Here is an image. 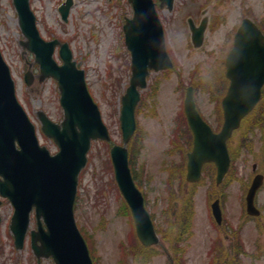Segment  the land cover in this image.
Returning a JSON list of instances; mask_svg holds the SVG:
<instances>
[{
  "label": "rangeland",
  "instance_id": "1",
  "mask_svg": "<svg viewBox=\"0 0 264 264\" xmlns=\"http://www.w3.org/2000/svg\"><path fill=\"white\" fill-rule=\"evenodd\" d=\"M63 1L31 0V4L43 36L67 41L74 58L82 62L89 89L102 109L113 142L122 144L117 104L131 77L123 24L126 17L132 16L133 8L128 0H74L69 19L65 21L59 11ZM156 1L169 46L178 60V69L167 74L152 73L149 82L153 83L142 91V99L146 98L137 111L133 169L146 195L149 210L171 240L163 234L162 245L148 252L141 248L134 236L132 217L124 211V198L114 180L109 162L110 147L101 141L92 146L88 164L81 174L75 205L77 223L89 236L99 264H170L167 250L178 253L174 264H264V214L258 220L254 216L247 220L238 200L250 182L254 162L264 172V140L261 139L264 133L259 130L248 132L252 118L237 132L230 143L237 157L228 183L220 185L222 190L212 187L214 173L211 171L206 173L203 184L190 187L181 173V150L172 144L176 120L183 112L184 93L192 84L191 80H199L203 88L209 87L210 90L197 91L196 100L202 113L216 122L220 97L211 87L219 91L221 60L231 47L242 18L251 15L264 21V0H219L216 11L223 17L208 31L207 41L199 50L190 46L186 19L197 14L206 1L175 0L173 9L161 8ZM22 40L25 36L13 0H0V48L11 67L18 96L37 125L41 143L56 152L58 147L54 140L41 131L37 113L44 110L52 119L61 121L63 108L58 84L52 78L39 81L35 55L23 47ZM55 57L60 61L58 52ZM28 69L36 75L31 85L24 80ZM157 81L159 85H155L157 90H154L152 86ZM152 89L154 94L149 97ZM262 117L257 115L255 120ZM171 168L177 175L172 198L168 189ZM212 192L214 198L219 192L224 197V231L211 217L209 195ZM257 199L264 209V188ZM11 212V206H5L2 211L0 264H54L52 258H42L38 262L30 246V236H27L24 249L15 248L9 227ZM31 227H36L34 215ZM227 227L232 232L234 228L241 229L239 249L233 248L232 233L226 230ZM219 236L222 239H218ZM176 248L181 251L177 252ZM215 252L218 258L212 263Z\"/></svg>",
  "mask_w": 264,
  "mask_h": 264
},
{
  "label": "water",
  "instance_id": "2",
  "mask_svg": "<svg viewBox=\"0 0 264 264\" xmlns=\"http://www.w3.org/2000/svg\"><path fill=\"white\" fill-rule=\"evenodd\" d=\"M134 17L125 24L126 40L132 50L131 84L122 98L121 121L124 146L115 145L111 152L118 185L127 199L137 234L146 245L159 241L153 220L147 210L141 191L137 188L128 161L127 143L136 128L135 108L140 99L138 87L146 85L148 68H166L171 64L165 49L164 30L154 0H130ZM20 25L27 40L24 46L36 53L41 65V79L53 75L59 81L61 103L65 114L61 123L54 122L39 112L44 132L55 138L61 151L51 155L41 146L35 125L19 103L10 68L0 51V190L15 205L11 228L18 248H22L30 226L31 211L35 209L38 229L31 230L32 245L40 261L53 256L56 264H93L86 241L75 216L74 202L77 176L87 161L92 139H110L98 105L94 102L85 80L84 69L72 61L67 43L61 45L64 64L53 58L58 40L45 41L37 28L36 17L29 0H14ZM174 0H161L163 7H173ZM73 1L61 9L68 18ZM205 25L194 28V42L201 45ZM227 75L231 79L228 94L223 100L225 123L214 133L196 109L192 88H188L185 112L195 134V145L189 153L187 178L198 180L205 161L214 160L218 166V182L224 177L230 163L227 139L239 126L241 118L259 99L264 83V34L258 26L244 20L238 29L234 47L227 58ZM31 82L32 73L26 74ZM18 142L20 148H17ZM261 184L256 177L249 197L253 198ZM215 216L221 221L219 200L213 203Z\"/></svg>",
  "mask_w": 264,
  "mask_h": 264
},
{
  "label": "flooded vegetation",
  "instance_id": "3",
  "mask_svg": "<svg viewBox=\"0 0 264 264\" xmlns=\"http://www.w3.org/2000/svg\"><path fill=\"white\" fill-rule=\"evenodd\" d=\"M205 1L206 2H205L204 7L199 9L198 13L193 16L194 21L196 22V24H200L202 20H204L205 18H208V21L210 22L209 26L214 25L215 23L218 22V20L222 16L216 11L217 3L219 0H205ZM9 203L10 202L8 200H5V199L0 200V214L3 211V208L7 206Z\"/></svg>",
  "mask_w": 264,
  "mask_h": 264
},
{
  "label": "trees",
  "instance_id": "4",
  "mask_svg": "<svg viewBox=\"0 0 264 264\" xmlns=\"http://www.w3.org/2000/svg\"><path fill=\"white\" fill-rule=\"evenodd\" d=\"M131 150H132V153L134 154V152H136V147H135V144H134V139H133V141L131 142ZM172 188H173V186H172V182H170V186H169V190L170 191H172ZM186 205H187V207H188V202H187V200H186ZM125 208H126V210H129L128 209V207H127V204H125ZM158 228H159V231H161L163 234H164V236H167L165 233H164V231L162 230V228H161V226H160V223H158ZM178 233H180V230H179V232ZM168 237V236H167ZM149 250L147 249V251L146 252H148ZM178 251H181L179 248H177V252ZM96 259V258H95Z\"/></svg>",
  "mask_w": 264,
  "mask_h": 264
},
{
  "label": "bare ground",
  "instance_id": "5",
  "mask_svg": "<svg viewBox=\"0 0 264 264\" xmlns=\"http://www.w3.org/2000/svg\"><path fill=\"white\" fill-rule=\"evenodd\" d=\"M16 22V21H15Z\"/></svg>",
  "mask_w": 264,
  "mask_h": 264
}]
</instances>
